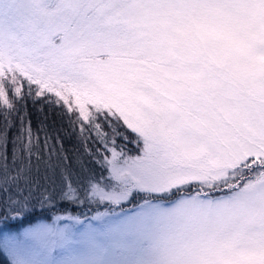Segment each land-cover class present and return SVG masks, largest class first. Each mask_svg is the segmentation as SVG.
Returning a JSON list of instances; mask_svg holds the SVG:
<instances>
[{
    "label": "snow or ice",
    "instance_id": "snow-or-ice-1",
    "mask_svg": "<svg viewBox=\"0 0 264 264\" xmlns=\"http://www.w3.org/2000/svg\"><path fill=\"white\" fill-rule=\"evenodd\" d=\"M0 264H264V0H0Z\"/></svg>",
    "mask_w": 264,
    "mask_h": 264
},
{
    "label": "trees",
    "instance_id": "trees-1",
    "mask_svg": "<svg viewBox=\"0 0 264 264\" xmlns=\"http://www.w3.org/2000/svg\"><path fill=\"white\" fill-rule=\"evenodd\" d=\"M28 120L31 121L33 137L35 138L38 135L41 144H43L45 134H47L48 137H50L49 147L54 148L55 151L62 156H68L73 162L74 168L78 170L76 161L79 157H84L85 163H87L85 148L78 139L77 133L73 132L72 127L66 120H61L54 112L50 111L47 106H44L43 111H41V105H33L29 100L27 104L26 124ZM18 131L19 122H17L16 128L12 129V135H16ZM88 147L94 148L95 146L89 143ZM9 151H11V145H9ZM53 159L55 160V157ZM68 210L75 214L74 210H76V208L69 207ZM47 215L50 217L51 213H47ZM37 220H44V216L36 215L25 219L22 223L13 221L10 223L9 228L10 230H16Z\"/></svg>",
    "mask_w": 264,
    "mask_h": 264
},
{
    "label": "rangeland",
    "instance_id": "rangeland-1",
    "mask_svg": "<svg viewBox=\"0 0 264 264\" xmlns=\"http://www.w3.org/2000/svg\"><path fill=\"white\" fill-rule=\"evenodd\" d=\"M69 211V210H68ZM75 211V214H73V213H71L72 215H78L79 214V211L76 209V210H74ZM56 214H63V213H60V212H58V213H56ZM51 215H52V213H51ZM50 215V216H51ZM81 218H83V217H81ZM38 221H42V220H37V221H35V222H38ZM35 222H33V223H35ZM29 226V224H27V225H25V226H22V227H20V228H18V229H16V230H21L22 228H24V227H28ZM10 229V228H9ZM13 231H15V230H13Z\"/></svg>",
    "mask_w": 264,
    "mask_h": 264
}]
</instances>
